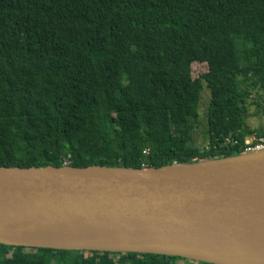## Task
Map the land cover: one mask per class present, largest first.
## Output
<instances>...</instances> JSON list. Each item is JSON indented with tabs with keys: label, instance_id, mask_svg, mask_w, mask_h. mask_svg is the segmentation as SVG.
I'll use <instances>...</instances> for the list:
<instances>
[{
	"label": "trees",
	"instance_id": "trees-1",
	"mask_svg": "<svg viewBox=\"0 0 264 264\" xmlns=\"http://www.w3.org/2000/svg\"><path fill=\"white\" fill-rule=\"evenodd\" d=\"M194 63L207 66L195 79ZM263 134L264 0H0L1 167L160 168L240 155ZM178 261L206 264L0 245V264Z\"/></svg>",
	"mask_w": 264,
	"mask_h": 264
},
{
	"label": "water",
	"instance_id": "water-1",
	"mask_svg": "<svg viewBox=\"0 0 264 264\" xmlns=\"http://www.w3.org/2000/svg\"><path fill=\"white\" fill-rule=\"evenodd\" d=\"M0 245L264 264V150L138 170L0 166Z\"/></svg>",
	"mask_w": 264,
	"mask_h": 264
},
{
	"label": "rangeland",
	"instance_id": "rangeland-1",
	"mask_svg": "<svg viewBox=\"0 0 264 264\" xmlns=\"http://www.w3.org/2000/svg\"><path fill=\"white\" fill-rule=\"evenodd\" d=\"M192 77L198 78L202 74L207 72V66L201 63H194L191 66ZM210 94L209 90L206 88V85L203 84V88L200 95V102L198 107V121L196 124V129L192 133V144L196 148H203L207 146L208 135H207V124H206V109L209 104ZM254 107H247L246 114V123L247 126L251 129L258 128L263 124L261 117L254 116ZM248 138L247 140H250ZM184 263V262H183ZM181 261H178L177 264H183Z\"/></svg>",
	"mask_w": 264,
	"mask_h": 264
},
{
	"label": "built area",
	"instance_id": "built-area-1",
	"mask_svg": "<svg viewBox=\"0 0 264 264\" xmlns=\"http://www.w3.org/2000/svg\"><path fill=\"white\" fill-rule=\"evenodd\" d=\"M244 145V153H253L264 150V134L259 137H251L250 140L245 141ZM144 153H146V151Z\"/></svg>",
	"mask_w": 264,
	"mask_h": 264
}]
</instances>
